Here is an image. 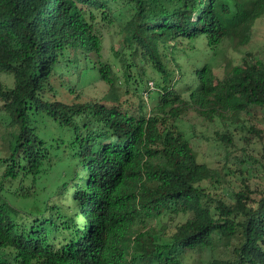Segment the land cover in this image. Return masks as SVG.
<instances>
[{"label": "trees", "instance_id": "16d2710c", "mask_svg": "<svg viewBox=\"0 0 264 264\" xmlns=\"http://www.w3.org/2000/svg\"><path fill=\"white\" fill-rule=\"evenodd\" d=\"M112 2L127 15L126 82L138 54L161 76L148 117L122 106L109 65L88 62L100 51L93 12L113 18ZM263 14L264 0H0V75L13 77L10 88L0 79V101L15 130L2 183L32 180L15 193L23 208L0 192V264H204L216 244L232 257L206 264H264V189L255 198L241 188L229 204L201 189L211 171L169 122L183 80L203 114L239 123L251 108L264 111L263 65L235 66L218 81L208 62L185 72L179 63L201 50L196 42L246 45ZM94 69L112 90L103 102L75 90ZM261 160L264 169V146ZM60 169L57 190L41 200L34 182ZM154 222H163L158 232Z\"/></svg>", "mask_w": 264, "mask_h": 264}, {"label": "rangeland", "instance_id": "374dc122", "mask_svg": "<svg viewBox=\"0 0 264 264\" xmlns=\"http://www.w3.org/2000/svg\"><path fill=\"white\" fill-rule=\"evenodd\" d=\"M111 6H113L112 9H116L113 18L108 16L106 20H103L100 11L93 12L95 34L100 41V51L99 54H91L88 62L91 67H99V61L109 65L118 81L117 93L122 106L141 117H148L157 111V106L161 102V76L138 54L136 57L128 56V62L134 66L130 68V82H126L119 56L121 53L127 54L122 38V27L127 15L126 12H123L124 14L119 12L120 3L112 2ZM194 46L201 50L193 52L188 49L185 52L186 56L179 61L184 72L187 66L193 68L208 62L213 66L216 80L221 81L235 66L245 67L255 64L264 67V14L255 21L251 38L246 45H235L231 41L224 40L215 50L206 47L204 41L196 42ZM168 67L171 72L172 64ZM69 70L74 71L73 66L63 68L61 71L66 73ZM175 76L176 80H180L179 75L175 74ZM0 79L5 87L13 86L11 75L3 73ZM71 82L76 81L71 80ZM77 84L76 93L84 101L103 102L112 94V90L99 78L95 69L85 71ZM187 84L183 80L176 87V89L183 87L185 90L180 93L183 102L174 104V107H179V114L175 118L169 117L171 119L169 122L184 134L198 162L205 164L211 171L210 177L200 184V188L224 200L227 204L233 203V194L244 187H248L253 192L252 196L258 198L260 191L264 189V169L261 165L264 146V111L251 108L247 114L241 115L239 123L233 122L228 113L223 119L215 114L213 116L203 114L198 110L200 108L197 104L189 101ZM13 131L15 130L10 125V119L3 111L0 101V184L6 166L5 159L10 154L9 146L14 144L11 137ZM58 172L48 170L47 176L34 182L32 189L40 195L41 200L46 199L50 192L57 190L54 182L62 172L61 169ZM244 181L245 184H243ZM31 183V179L24 182L16 180L11 185L4 181L0 192L5 194L11 205L23 208L26 201L20 200L15 193L20 187L28 191ZM185 220L186 217L177 216L174 223H183ZM162 224L163 222L161 224L154 222L150 225L158 232ZM231 257V248L227 249L221 244H216L215 247L205 249L201 253L200 261L206 264L212 259Z\"/></svg>", "mask_w": 264, "mask_h": 264}, {"label": "built area", "instance_id": "2783aa9c", "mask_svg": "<svg viewBox=\"0 0 264 264\" xmlns=\"http://www.w3.org/2000/svg\"><path fill=\"white\" fill-rule=\"evenodd\" d=\"M151 85V84H150Z\"/></svg>", "mask_w": 264, "mask_h": 264}]
</instances>
